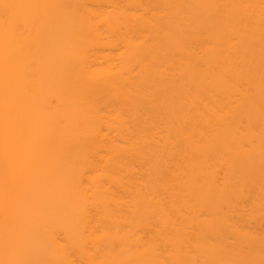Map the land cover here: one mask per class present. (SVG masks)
Segmentation results:
<instances>
[{"label":"bare ground","instance_id":"6f19581e","mask_svg":"<svg viewBox=\"0 0 264 264\" xmlns=\"http://www.w3.org/2000/svg\"><path fill=\"white\" fill-rule=\"evenodd\" d=\"M0 264H264V0H0Z\"/></svg>","mask_w":264,"mask_h":264}]
</instances>
